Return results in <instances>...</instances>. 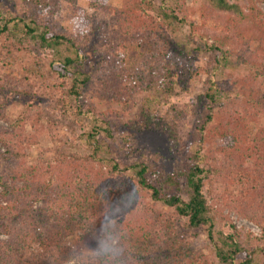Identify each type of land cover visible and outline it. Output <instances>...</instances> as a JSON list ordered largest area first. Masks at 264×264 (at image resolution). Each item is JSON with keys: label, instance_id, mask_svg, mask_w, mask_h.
I'll use <instances>...</instances> for the list:
<instances>
[{"label": "trees", "instance_id": "16d2710c", "mask_svg": "<svg viewBox=\"0 0 264 264\" xmlns=\"http://www.w3.org/2000/svg\"><path fill=\"white\" fill-rule=\"evenodd\" d=\"M20 1L25 6L23 16L5 20L0 27V120L5 119L4 109L10 103L23 97L46 102L48 111L32 114L35 105H30V114L20 116L9 129L0 128V146L4 147L0 161L6 166L0 174V264H67L73 259L78 264H255L258 239L250 233L241 234L231 223L217 230L213 207L203 193L208 174L219 175L227 187L226 207L258 223L264 236V134L252 133L249 119L254 118L244 112L241 103L223 110L224 121L214 134L220 144L200 160H205L208 169L197 162L185 170L165 173L137 162L120 170L111 160L114 164L108 165L111 175L107 177L101 171L102 156L115 151V136L106 121L107 128L83 127L78 135L92 149L89 155L58 146L51 162H25V125L39 126L46 120L54 126L65 118L63 122L69 123L75 134L90 111L89 105L79 103L85 89L93 86L98 101L120 106L147 80L156 90L171 92L180 78L186 86L203 73L197 65L190 66L194 59L171 36L170 31L187 23L183 6L122 0L121 6L114 8L108 0H88L95 16L101 13L107 19L82 16L70 32H61L50 26L57 14V0ZM256 1L200 0L198 15L212 22L215 34H227L229 41H238L246 50L258 43L257 51L264 46V22ZM10 2L0 0L1 19L12 15ZM2 11H6L4 15ZM41 18L43 28L37 25ZM16 20L23 39L15 37ZM24 39L41 50H55L58 60L44 71L42 62L29 52V60L18 65L19 79L6 73L8 63L3 60L7 55L16 59L25 50ZM210 49L218 51L219 47L213 44ZM212 59L218 63L216 57ZM222 59L226 60L227 54ZM263 59L264 53L241 62L248 73L247 82L262 84ZM87 62L94 73L84 71ZM204 98L202 107L210 113L218 103L215 90L209 87ZM202 107L198 104L197 112ZM211 121L209 115L200 118L201 130ZM143 124L157 136L171 132L168 127L158 130L147 120ZM136 132L127 129L119 135L129 152ZM130 170L135 173L126 185L109 183L115 172ZM144 196L148 203L140 201ZM110 215L112 219H108ZM104 222V229L99 230ZM201 228L212 245L215 261L191 248V235ZM97 243L102 249L114 245L116 255L100 257L91 251Z\"/></svg>", "mask_w": 264, "mask_h": 264}, {"label": "rangeland", "instance_id": "374dc122", "mask_svg": "<svg viewBox=\"0 0 264 264\" xmlns=\"http://www.w3.org/2000/svg\"><path fill=\"white\" fill-rule=\"evenodd\" d=\"M57 1V14H55L54 18H51L50 25L57 31L66 32L69 30L70 32L72 26L75 25L74 22L79 17L83 16L84 18L87 16V18H91L96 14L89 7L88 0H77L75 5L67 4L62 0ZM164 1L166 5H171L173 8L176 5L183 6L184 13L182 16L187 21L186 25L179 26L175 32L168 31L171 32L174 40L194 59L190 66L197 65L204 72L192 78L189 85L186 86H184V82L180 78L179 83L173 86L171 92L163 88L156 90V87L152 86L147 80L144 84L145 86L133 98L120 106L106 105L98 101L94 90H92L93 86L88 90L85 89L79 99V103L80 105H89L90 109L87 107L85 109L90 111L87 115L84 114L86 119L81 124L79 123L80 128H77L75 134L69 130L70 124L63 122L65 118L57 120L59 122L54 126H50L46 120L41 121L39 126L29 123L25 125L24 134L27 138L25 143V162L27 165H32L41 159L51 162L56 156L54 152L58 146L63 147L65 151H70L80 156L89 155L92 149L85 141V138L83 136L82 138L78 137V135L83 130V127L90 128L103 125L104 128H107L104 125L106 121L110 124V131L115 136L112 142L115 145V151L106 152L102 156L104 164L101 167V171L107 177L111 175V167H108V165L114 163L119 164L118 167L121 170L123 166L143 162L148 167L155 166L165 173H170L174 170H185L197 162H199L200 166L208 169L205 160H200L203 156L209 155L211 150L216 149L220 144V140L214 134L224 121L223 110L240 103L242 108H245L244 112L254 118L249 119L252 133L264 134V74L261 85L251 84L247 82L248 73L241 66V62L247 57L253 60L256 54L263 55L264 46L255 51L259 46H257L258 43H253L246 50L242 48L243 46L238 41H229L227 34H215L212 30V22L206 21L198 15L200 0H157L156 5L159 6ZM121 2L122 0H108L107 3L111 7L118 8L121 6ZM256 6L262 14L260 19L264 22V0H257ZM8 10L12 12V15H10V18H0V27L6 22L5 20L12 19V17H22L25 6L23 2L21 4L20 0H12ZM6 11H2V15ZM79 11H81V14ZM99 14L100 16H95L96 21L107 19L103 14ZM16 22L15 37L17 40L23 39V36L19 33L21 25L17 20ZM13 24L14 22L9 24L8 27ZM43 24L44 18L39 19L37 23L39 28H43ZM24 41L22 47H25V50L16 56V59L7 55L3 60L8 63L5 70L6 73L12 77L20 79L21 68L18 65H22L29 60V52L36 55L42 62L44 71H48L50 64L58 60L55 50H41L38 44L26 39ZM213 44L219 47L218 51L210 49ZM165 46L163 45V47ZM223 54H227L226 60L222 59ZM212 57L218 59L217 64L214 63ZM90 67V62H87L84 64V71L94 73L95 70ZM16 86L17 84H14V88L18 87ZM209 87L213 88V91L215 90L218 103L214 105L212 112L205 113L206 110L202 107V102H205L204 94ZM26 90H28L27 87ZM198 104L202 107L201 112H197ZM30 105H35L32 114L39 111L44 113L48 111L46 102H38L34 99L23 97L19 101L10 103L4 109L5 119L0 120V128L9 129L12 127L11 124L20 116L30 114L31 111L28 108ZM95 112L100 114L101 118L97 117ZM207 115L211 117L212 121L201 130L200 118L204 119ZM146 120L151 126L153 124L157 125L158 130H164V127H168L171 132L167 133L164 131L163 135L157 136L153 130L149 129L150 126H143V122ZM127 129H129V132H138L133 138L132 152L128 151L126 143L122 141L121 136L119 137L120 133ZM103 147L106 148L104 145ZM63 149L61 148V151ZM3 150L4 147L0 146V153ZM193 155L198 156L199 159L193 158ZM111 160H114V163ZM5 169V164L0 161V174ZM134 173V170L128 172L120 171L119 174L115 172L116 177L109 179V183H129L131 181L130 177ZM226 191L227 187L224 185L223 178L213 173L208 174L205 178L203 193L207 203L213 207L216 229L220 230L226 223H231L241 234L250 233L254 238H257L255 246L260 251L259 258L255 264H264L262 227L258 223L240 216L237 212L226 207L223 200L227 194ZM142 200L146 203L149 202L146 196L140 201ZM195 233L191 235V248L201 251L209 260L215 261L214 250L204 228L195 231ZM73 242L76 246L80 245L76 239ZM67 264L78 263L73 259Z\"/></svg>", "mask_w": 264, "mask_h": 264}, {"label": "clouds", "instance_id": "9594fccd", "mask_svg": "<svg viewBox=\"0 0 264 264\" xmlns=\"http://www.w3.org/2000/svg\"><path fill=\"white\" fill-rule=\"evenodd\" d=\"M112 218L113 217L110 215V217L108 219H112ZM104 227H105V222L103 225L99 226V230L104 229ZM114 248H115V246L113 245L107 249H102L100 247L99 243H97V247L95 249H92L91 251L98 253V255L100 257H112V256L116 255V253L114 252Z\"/></svg>", "mask_w": 264, "mask_h": 264}]
</instances>
